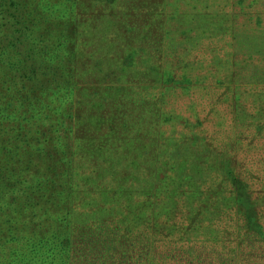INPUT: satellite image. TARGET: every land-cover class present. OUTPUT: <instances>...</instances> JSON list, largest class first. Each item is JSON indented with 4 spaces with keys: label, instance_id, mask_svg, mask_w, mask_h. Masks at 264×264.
Masks as SVG:
<instances>
[{
    "label": "trees",
    "instance_id": "trees-1",
    "mask_svg": "<svg viewBox=\"0 0 264 264\" xmlns=\"http://www.w3.org/2000/svg\"><path fill=\"white\" fill-rule=\"evenodd\" d=\"M112 2L0 0V264H166L171 257L181 264L190 256L191 264L200 262L201 254L184 246L188 231L172 239L171 227L167 231L155 222L157 216L171 215L181 200L171 191L169 171L193 167L194 175L171 177L174 186L184 189L186 182L197 183L196 163L179 167L181 152L165 154L162 145L154 152L136 143L131 149L125 141L133 138L152 146L151 125L141 137L134 136L126 131L130 128L120 127V105L104 103L103 96L82 103L93 89L120 88V76L135 73L134 64L126 68L136 53L131 46L120 57L115 46L106 49V33L93 34L87 45L92 23L109 13ZM85 11L93 16L83 18ZM131 33L136 34L128 41L137 34L153 38L146 31ZM99 40H104L101 49ZM91 64L87 72L92 79L82 71ZM112 79L115 84L109 83ZM103 107L115 109L106 120L99 115ZM95 121H106V129ZM242 133L230 149L215 145L210 187L203 189L199 180L197 192L188 196L194 205L184 219H207L205 209L215 205L221 208L213 213L220 217L229 208L246 236L264 242V189L257 194L228 156V150L244 146H238ZM191 144L196 148L197 143ZM126 152L131 159H123ZM155 157L159 164L153 167ZM110 161L118 167L112 172L102 166ZM216 191L222 197L216 199ZM162 200L171 207L157 210ZM182 227L176 226L178 232Z\"/></svg>",
    "mask_w": 264,
    "mask_h": 264
},
{
    "label": "rangeland",
    "instance_id": "rangeland-1",
    "mask_svg": "<svg viewBox=\"0 0 264 264\" xmlns=\"http://www.w3.org/2000/svg\"><path fill=\"white\" fill-rule=\"evenodd\" d=\"M84 14L83 18L93 16L91 11ZM154 18L158 19V24L153 25ZM134 31H146L153 38L137 34L128 41L136 34L131 33ZM88 33L91 38L88 46L94 40L93 34L106 33L109 44H105L109 51L115 46L113 52L120 51L122 57L125 54L123 49L131 46V50L136 52L129 60L130 64H125L126 68L134 64L135 73L125 71V75L120 76V88H95L82 98L84 103L103 96L104 103L120 105V127L130 128L126 131L134 133V136L146 125H151L149 137L152 138V146L149 142L140 144L133 138L132 142L125 141L131 149L136 143L149 146L150 152L161 145L165 154L181 152L179 167L187 161L191 165L196 163L197 171L203 177H196V182L202 179L203 189H208L212 172L208 169L209 164L217 160L215 145L230 149L229 143H233L242 131L244 140L238 146H244L228 150V156L234 160L236 173L251 181L257 194L263 192L264 0H113L109 13L97 25L95 20ZM99 41L101 49L104 40ZM91 66L82 69L83 75L88 74L91 78L87 72ZM183 74L187 75L183 77ZM172 76L175 80L170 79ZM109 83L115 84L116 81L112 79ZM114 110L103 107L99 115L106 120ZM95 124L106 129V121H95ZM257 125L262 126V130H257ZM191 142L197 143L196 148ZM140 154L137 159H140ZM123 159H131V154L124 153ZM156 159L152 161L153 167L157 164ZM169 159L171 165L175 164L172 158ZM95 161L89 160L88 164ZM102 166L111 172L118 168L111 166V161ZM169 174L179 179L184 175H194L195 170L193 172V167L179 171L175 168ZM171 177L170 185L174 187L171 191L180 195L177 198L181 200L171 215L157 216L155 222L167 231L171 227L174 233L169 238L172 239L184 230L189 232L183 235L190 239L184 246L201 254L198 257L200 262L195 264H222L224 260L228 264H264V242H256V237L246 236L241 227L243 224L235 220L233 210L227 206L226 213L220 217L216 212L221 207L215 205L205 209L207 219L197 222L184 219L194 205L188 196L199 188L193 181H183L184 195V189L174 186ZM163 183L168 186L165 180ZM222 194V191H216L214 197L217 199V195L222 197ZM161 195L162 199H168L165 190ZM163 206L171 207L162 200L157 210ZM167 220L184 226L181 232L176 229L177 225L165 223ZM240 240L244 242L239 245ZM155 257L159 263L161 257ZM190 257L181 264H191ZM177 263L172 257L166 262Z\"/></svg>",
    "mask_w": 264,
    "mask_h": 264
}]
</instances>
